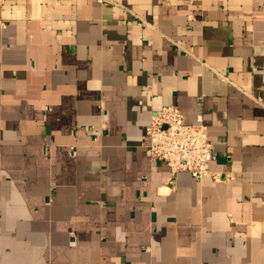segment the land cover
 Returning a JSON list of instances; mask_svg holds the SVG:
<instances>
[{"label":"crops","instance_id":"0c3cea01","mask_svg":"<svg viewBox=\"0 0 264 264\" xmlns=\"http://www.w3.org/2000/svg\"><path fill=\"white\" fill-rule=\"evenodd\" d=\"M0 264H264V0H0Z\"/></svg>","mask_w":264,"mask_h":264},{"label":"built area","instance_id":"2783aa9c","mask_svg":"<svg viewBox=\"0 0 264 264\" xmlns=\"http://www.w3.org/2000/svg\"><path fill=\"white\" fill-rule=\"evenodd\" d=\"M196 120L184 123L182 113L173 105L152 111L145 126L151 160L165 162L174 171H186L197 180L209 173V162L214 158L212 143L200 115Z\"/></svg>","mask_w":264,"mask_h":264}]
</instances>
